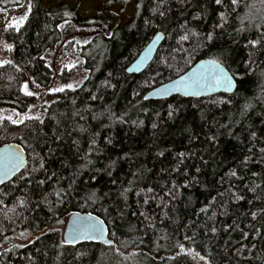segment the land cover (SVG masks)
<instances>
[{
    "label": "trees",
    "instance_id": "obj_1",
    "mask_svg": "<svg viewBox=\"0 0 264 264\" xmlns=\"http://www.w3.org/2000/svg\"><path fill=\"white\" fill-rule=\"evenodd\" d=\"M22 4L0 0V9ZM133 4L131 20L115 27L114 15L84 18L68 2L31 0L26 22L6 32L11 64L0 66V109L25 113L37 99L23 85H51L47 56L64 35L101 30L65 47L85 62L82 86L54 94L43 120L0 121V147L17 144L28 161L0 186V249L9 246L0 264H264V53L249 66L245 47L264 32V0H108L106 7L126 13ZM158 34L165 39L154 61L128 74ZM201 59L236 74L234 94L145 98ZM38 157L45 168L25 185L18 177L38 167ZM76 213L101 219L114 245L65 244L66 220Z\"/></svg>",
    "mask_w": 264,
    "mask_h": 264
},
{
    "label": "rangeland",
    "instance_id": "obj_2",
    "mask_svg": "<svg viewBox=\"0 0 264 264\" xmlns=\"http://www.w3.org/2000/svg\"><path fill=\"white\" fill-rule=\"evenodd\" d=\"M108 0H44V4L48 7L54 6L59 2H68L72 7H78L82 17L90 18L95 16H116L114 26H119L131 20L135 6L134 4L128 8L126 13L120 12V7L115 6L112 9L106 7ZM30 9V10H29ZM31 12V0H23V4L17 8H10L7 10L0 9V61H10L9 50L5 45H11L6 39V32L11 28H19L28 19ZM26 19L21 22V18ZM101 30L99 28H74L64 35L61 43L56 50L47 56V61L50 68L54 72V77L51 85L48 88L37 87L31 79L28 80V91L35 93L37 103L33 105L27 112L20 113L14 109L2 108L0 109V121L11 117L12 120H22L24 123L31 120L28 117H39L43 120L47 113L48 106L54 101V94L60 91H49L50 89H76L83 85L88 77V71L85 69L84 60L79 57L74 50L66 51L65 47L70 43L76 47L78 45L86 44ZM73 85V88L66 87ZM19 113V115H17ZM35 119V118H32ZM12 122V121H11ZM19 123V124H22ZM16 124V125H19ZM28 237L23 240L16 241L17 244L24 246L31 243L36 237ZM6 246L0 249L1 254L8 249Z\"/></svg>",
    "mask_w": 264,
    "mask_h": 264
},
{
    "label": "water",
    "instance_id": "obj_3",
    "mask_svg": "<svg viewBox=\"0 0 264 264\" xmlns=\"http://www.w3.org/2000/svg\"><path fill=\"white\" fill-rule=\"evenodd\" d=\"M164 39L165 37L163 34H158L146 46V48L141 52V54L133 62V64L128 68L127 70L128 74L140 75L144 73L147 70V68L150 66V64L154 61L155 56L160 46L162 45ZM213 60L214 59L199 60L188 71H186L181 76L149 91L146 94L145 98L147 100H167L172 97L179 96V97L186 98V99H202V98H207V97H213L219 94H226V95L234 94L238 87L236 78L234 79L233 86L230 89L224 86L212 87V88L204 87L200 89H195V88L187 87L185 84L177 83L178 81L181 80L182 77L184 78L186 82L189 81L191 78H194V76L198 74L199 71H203L205 68L209 66V61H213ZM219 65H220V68H222L224 72H226L229 75H232V73L222 63L219 62ZM6 150H7V153H13V152L21 153L24 158V165L17 168L15 172H11L8 176L3 177L4 183L0 184V186L6 185L9 182H11L27 167V164H28L26 154L24 150L22 149V147H20L17 144H10V145H5L3 147H0V165H2L3 157L6 155ZM80 220L91 221L97 224L98 226H101L103 228V235H99L97 239L85 238L84 235H81L79 232L76 231V222ZM70 236L74 237V239H71V242H69ZM63 241L65 244H69V245H77L83 242H98V243H103L108 246L114 245V242L109 239L108 229L106 225L104 224V222L98 217L88 214V213H76V214H72L71 216L67 218L66 225L64 228V232H63ZM109 241L111 243H108ZM0 255H1V252H0Z\"/></svg>",
    "mask_w": 264,
    "mask_h": 264
},
{
    "label": "snow or ice",
    "instance_id": "obj_4",
    "mask_svg": "<svg viewBox=\"0 0 264 264\" xmlns=\"http://www.w3.org/2000/svg\"><path fill=\"white\" fill-rule=\"evenodd\" d=\"M215 4L223 6L224 0H214ZM239 3V0H230L231 5H236ZM30 10V9H29ZM161 16L164 15L163 12L160 13ZM26 19V17L21 18V22ZM220 19L222 22H225V16L223 13H221ZM214 27H223V23L215 25ZM193 35H196L193 33ZM188 36H181V40H187ZM206 40L210 41L212 39V34L209 33L206 37ZM246 48L249 49L248 51V63L249 66H251L252 63L255 61L253 60V57L257 55L258 53H264V32L258 31L256 37L252 39H248L247 44L245 45ZM5 48L7 50H11V45H5ZM223 55V53H221ZM5 63L11 64V61H0V66H3ZM236 74L229 75L226 72L223 71L222 68H220L219 62L216 60L209 61V66L205 68L203 71H199L198 74L194 76V78H191L189 81H185L182 77L180 81H178V84H185L187 87L200 89L204 87H219L224 86L226 88H231L233 86V81L235 79ZM39 87V85H37ZM66 87L73 88V85L69 84ZM23 90L27 95H35V93L28 91V85L25 83L23 85ZM63 88L59 89H50L49 91H63ZM166 91V90H165ZM95 97H93L94 99ZM227 103L228 101H223ZM19 115V113H17ZM29 119L35 118L39 119V117H28ZM14 124L22 123V120H12L11 117H8ZM42 122V121H41ZM155 127V125H153ZM252 136H255V132L252 133ZM261 152H264V148L260 150ZM183 155V154H181ZM24 165V158L23 155L19 152H13V153H7L3 157L2 165H0V184L4 183L3 177L8 176L11 172H15V170L19 167ZM45 168L44 158L38 157V167H33L27 171V173H22L18 179L22 182H24L25 185L32 182V174L34 172L40 171ZM232 176H235L236 173L233 171L230 173ZM55 175V173H53ZM45 184L44 179H37L36 180V186L39 187L41 185ZM71 187V185H69ZM149 192L152 191V189H148ZM171 194V193H169ZM4 195H7L5 192ZM56 195L63 199V196L66 195V193L63 192H57ZM95 193H93V196ZM240 199H243V197H240ZM147 202V201H145ZM21 203H24L21 201ZM256 212H252L251 216L253 219L256 218ZM76 231L79 232L81 235H84L87 239H97L99 235H103V228L101 226H98L97 224L86 221V220H80L76 222ZM213 232H215V228L212 229ZM257 232H259V229H256ZM95 234V235H94ZM71 239H74V237L70 236L69 242H71ZM187 239V237H186ZM63 243V242H62ZM108 243H111L110 241ZM181 251H183V246L181 245Z\"/></svg>",
    "mask_w": 264,
    "mask_h": 264
}]
</instances>
